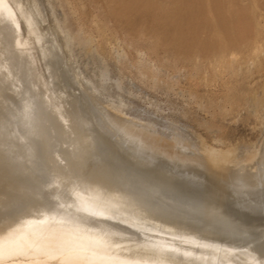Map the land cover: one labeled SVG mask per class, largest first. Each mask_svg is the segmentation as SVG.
<instances>
[{
    "label": "water",
    "instance_id": "1",
    "mask_svg": "<svg viewBox=\"0 0 264 264\" xmlns=\"http://www.w3.org/2000/svg\"><path fill=\"white\" fill-rule=\"evenodd\" d=\"M0 264H264V140L232 165L157 135L35 0H0Z\"/></svg>",
    "mask_w": 264,
    "mask_h": 264
},
{
    "label": "rangeland",
    "instance_id": "2",
    "mask_svg": "<svg viewBox=\"0 0 264 264\" xmlns=\"http://www.w3.org/2000/svg\"><path fill=\"white\" fill-rule=\"evenodd\" d=\"M49 1L52 2V6L56 10L60 9V12H63L58 0ZM119 1L120 0L69 1L72 10L73 8L75 9V11L73 10L75 16L74 20L79 26L81 25L87 31L91 32L93 38L87 40L82 46L76 47V53L79 56V68L82 74L85 77L90 75L87 79L95 81L98 85L102 83L100 84L101 86H98V89L105 95L117 96L121 99L125 98V100L130 103V107L132 106L131 112L137 111L146 117V122L153 118V120L157 122L160 132H162V134L164 133L166 136L173 133V130H167V127H172L174 124L177 125L176 127H179L176 129L177 131L181 130L180 132L188 134L190 138L192 136L193 140H196L202 147L204 146L203 149L205 148L208 151H217L222 154L232 153L234 155L238 153L241 155L246 149L251 148L252 145H262V140H264L262 126V121L264 119H261L264 114V57L262 56L260 58L259 56L262 54L264 55V36L262 37V35H264V0H250L251 3L247 0L243 2L241 0H228L229 3L226 1L223 6L230 4L229 7H227L234 11L228 10L227 7H219L217 10L219 16L216 15L218 17V23L214 21L212 25L217 23V26L221 28L224 27L226 30L230 29L227 33L225 29L222 30L219 27L216 29V25L215 27L211 25L207 27V25H205L204 16L198 15L196 8H192L191 0H188L189 2L187 0H178L179 5H177L178 2L177 4L174 3V0H171V2L169 0H159L161 4H169L166 5L167 7L161 8L158 12L156 10L153 11L154 14H158H156L157 17L153 14L152 20L160 18V22L158 21L159 19H157L160 27L154 20L148 21L146 19L148 16H150L151 19V10L149 12L147 10L123 12L119 9ZM107 3L109 6L106 5ZM258 6L263 11L258 9ZM176 7L177 9L181 7L179 12H177ZM186 7L188 9L191 8L192 11L190 10V14L193 12L191 16H189V10ZM184 9L187 14L184 13ZM165 11H167V13ZM232 13H234V17L231 16ZM159 14L163 15L160 16ZM246 14L251 21L258 18V20L252 21L254 25L250 24L251 21H249L250 19ZM61 15H64V13ZM238 15L239 19L241 17L240 15H242L243 17H241V19L244 18V21L245 18H248L247 20L249 22L245 20L243 22L244 25H239L242 21L240 23L239 21L237 22ZM142 16L143 18H140ZM172 16L178 17L180 25L177 24L173 26L166 22L167 18ZM210 16L215 17V14L210 13ZM125 21L131 24L125 25ZM150 21L151 24L153 22V27L149 23ZM261 21L262 23H260ZM165 22L167 26H165ZM247 22L250 25L246 26L245 24ZM138 23H140L139 26L137 25ZM156 24L157 28H155ZM162 25H164V28L168 27V31L171 29L169 32L165 30L168 33L173 30L172 33H175V30L177 33L179 30L178 35L176 33L175 35L177 36L174 34L172 36L171 33L170 35H168V33L165 34L168 35H164V37H166V43L162 34L165 31L161 32L164 29L160 30V28H163L161 27ZM238 26H241L240 33L244 34V38L239 39L244 41V39H247V36H251L250 38L248 37L251 42L253 41L252 43L249 42L251 45L249 44L247 46V43L245 45L242 41L239 45L242 46L243 49H240V46L237 45L239 42L237 41L235 46L237 45L238 47H232L233 51L229 46L227 48L220 46V49L216 47L215 44H217V42L219 44H221V42L225 43L224 39H226V41L229 40L232 34L234 35V33L239 31L237 30L239 29ZM133 27H135L136 30ZM209 27L213 29L212 32L207 30ZM156 30H160L161 33L158 35ZM252 31H254V34H252ZM218 32L220 34L219 36ZM249 32H251V34ZM174 36L179 37L174 40V38L172 39ZM204 36H209L208 38H210L211 41L206 38L208 40L205 42L206 39ZM168 37H170V41ZM259 37H262V39ZM196 39L198 40L197 45L204 51H201L202 49L196 50V47H199L197 45L194 48L195 50L192 49V46L196 44ZM259 39L262 41L259 42ZM208 41H210L209 44ZM164 42L166 44H164ZM181 42L188 46L186 45L187 47L185 46L186 48H184ZM162 44H164V47ZM191 44L193 45L191 46ZM91 47L93 50H91ZM248 47L250 49H247ZM187 48H191L192 50H186ZM237 49L240 50L237 51ZM209 50L214 57L212 55H210L211 58L209 57L208 54L210 53L206 52ZM255 50H257L256 53H253ZM215 52H218V54ZM224 55H226V57H224ZM102 69H107L106 71L109 74L108 79L104 82L99 79ZM96 70L99 72L97 71L96 73ZM84 72L88 73L86 74L87 76ZM95 82L93 83L95 84ZM117 83H119L121 88L116 87ZM95 86L97 87V85ZM129 116L132 117V115ZM145 120L143 122H145Z\"/></svg>",
    "mask_w": 264,
    "mask_h": 264
},
{
    "label": "bare ground",
    "instance_id": "3",
    "mask_svg": "<svg viewBox=\"0 0 264 264\" xmlns=\"http://www.w3.org/2000/svg\"><path fill=\"white\" fill-rule=\"evenodd\" d=\"M36 2H37V4L39 5V7L42 9V11L44 12V14L47 16V18L49 19V21L52 23V25L54 26V28L57 30V32L60 34V36L62 37V39L65 41V43H66V45H67V48H68V51H69V54H70V57H71V61H72V64H73V67L75 68V70H76V72L78 73V75L80 76V78L82 79V81L84 82V84L86 85V87L88 88V90L93 94V95H95L97 98H99L101 101H103L105 104H107L109 107H111L113 110H116V111H118V112H120V113H123V114H125V115H132V118H135V119H137V120H139V121H144L145 120V118L146 117H144L143 115H141L140 113H138L137 111H133V112H131V110H132V106L130 107V103L129 102H127L126 100H125V98L124 99H121V98H119V97H117V96H107V95H105L100 89H98V86L100 85V84H102V83H100L99 85H98V83L96 84V82L95 81H90L89 79H87L90 75H88V77H85L83 74H82V72H81V70H80V68H79V56L77 55V53H76V47H78V46H82L83 44H85V42H87V40H89V39H91L92 38V33L91 32H89V31H87L84 27H82L81 25L79 26L77 23H76V21L74 20V11H75V9L73 8V10H72V8H71V6H70V4H69V1H67V0H58V3H59V5H60V8H62L63 9V12L61 11L60 12V9L59 10H56L52 5V2H50L49 0H35ZM52 1V0H51ZM54 1V0H53ZM105 1V0H104ZM106 1H108V0H106ZM170 2H171V0H169ZM186 1V0H185ZM188 1V0H187ZM226 1H228V0H191V3H192V8H196V11H197V14L198 15H203L204 16V21H205V25H207V27L208 26H214L215 27V25H216V29L219 27V28H221L220 26H217L218 24V17L216 16V15H218L217 14V10H218V8L219 7H229V5L230 4H227V6H223L225 3H226ZM242 2L243 1H245V0H241ZM247 1H250V0H247ZM255 1V0H254ZM112 2H114V1H112ZM159 2H161V1H159V0H120L119 1V9L120 10H122L123 12H132V11H142V10H147L148 12L151 10V14H152V17H151V19H150V16H148V18H146L148 21L149 20H151V21H155L157 24H158V21L160 22V18H157V19H159L158 21H157V19L155 20V19H153L152 20V18H153V14H154V12L153 11H159L161 8H165V7H167L166 5H169V4H165V3H163V4H161V3H159ZM177 2H178V0H174V3H176L177 4ZM184 2V1H183ZM189 2V1H188ZM56 3V2H55ZM173 3V4H174ZM181 3H182V1H181ZM181 3H180V5H181ZM217 3H218V6H217ZM228 3H229V1H228ZM250 3H251V1H250ZM249 3V4H250ZM185 4V3H184ZM187 4V3H186ZM260 4H261V2H260ZM58 5V6H59ZM73 5V4H72ZM106 5H108L109 6V4L107 3ZM177 5H179V2H178V4ZM176 5V6H177ZM251 5V4H250ZM259 5V4H258ZM78 6V5H77ZM252 6V5H251ZM260 6V5H259ZM258 6V7H259ZM261 6H262V4H261ZM260 6V7H261ZM172 7H175V6H172ZM221 7V8H222ZM227 7V8H228ZM231 7V6H230ZM258 8V9H260V10H262L261 8ZM178 8H179V6H178ZM183 8V7H182ZM187 8V7H186ZM253 8V7H252ZM61 9V10H62ZM173 9V8H172ZM176 9H177V7H176ZM180 9H181V7H180ZM180 9H177V12H179V10ZM188 9V8H187ZM225 9V8H224ZM230 8H228V10H229ZM257 9V8H256ZM80 10V9H79ZM111 10H112V8H111ZM164 10H167V9H164ZM163 10V11H164ZM175 10V9H174ZM189 10V16H191V14L193 13H191L190 14V12L192 11L191 10V8L190 9H188ZM191 10V11H190ZM173 11V10H172ZM172 11H168V12H172ZM184 11V13H185V9L183 10ZM182 11V12H183ZM222 11H225V10H222ZM230 11H234L233 9H230ZM242 11V10H241ZM263 11V10H262ZM166 13H167V11H165ZM175 12V11H174ZM255 12H256V10H255ZM62 13H64V15H61ZM113 13V12H112ZM138 13V12H137ZM145 13V12H144ZM210 13H214L215 14V17H212V16H210ZM223 13V12H222ZM235 13V12H234ZM234 13H232L231 14V16H233V14ZM76 14V13H75ZM118 14V13H117ZM132 14V13H131ZM156 14H158V13H155L154 15L156 16ZM170 14V13H169ZM175 14H176V12H175ZM185 14H187V12L185 13ZM244 14V13H243ZM242 14V15H243ZM258 14H259V12H258ZM257 14V15H258ZM263 14V13H262ZM77 15V14H76ZM126 15V14H125ZM128 15V14H127ZM144 15V14H143ZM160 16L161 15H163V14H159ZM212 15V14H211ZM228 15V14H227ZM236 15H237V13H236ZM242 15H240L241 17H243ZM247 15V14H246ZM261 15V14H260ZM260 15H259V17H260ZM264 15V14H263ZM73 16V17H72ZM113 16H114V14H113ZM119 16V15H118ZM155 16H154V18H155ZM184 16V15H183ZM187 16V15H186ZM219 16V15H218ZM235 16V15H234ZM233 16V17H234ZM250 16V15H249ZM72 17V18H71ZM157 17V16H156ZM223 17V16H222ZM233 17H231V18H233ZM241 17H240V19H239V15H238V19H237V22L239 21V25H244V21L245 20H247L249 17H248V15H247V19L245 18V20L243 21V19H241ZM251 17V16H250ZM256 17V16H255ZM261 17H262V15H261ZM137 18H138V16H137ZM137 18H136V21H137ZM140 18H143V16L142 17H140ZM144 18V19H145ZM188 18V17H187ZM191 18V17H190ZM123 19V18H122ZM224 19V18H223ZM228 19H229V17H228ZM250 19V18H249ZM258 20V18H255V19H253L252 21L254 22L255 20ZM261 19V18H260ZM117 20H118V17H117ZM124 20H125V18H124ZM127 20V19H126ZM140 20V19H139ZM234 20V19H233ZM262 20V19H261ZM119 21V20H118ZM123 21V20H122ZM142 21V20H141ZM151 21L149 22L150 24H151ZM184 21V20H183ZM182 21V22H183ZM186 21V20H185ZM189 21V20H188ZM214 21H217V23L215 24V25H212V23L214 22ZM226 21V20H225ZM229 21H231V20H229ZM248 21V20H247ZM249 21H251V19L249 20ZM248 21V22H249ZM252 21H251V25H254L253 23H252ZM126 22V21H125ZM124 22V23H125ZM138 22H140V21H138ZM162 22V21H161ZM166 22L168 23V24H170V25H173V26H175V25H180L179 24V19H178V17H175V16H172V17H168L167 18V20H166ZM165 22V26H167V23ZM221 22V21H220ZM227 22V21H226ZM234 22V21H233ZM248 22L245 24L246 26L247 25H250V24H248ZM79 23V22H78ZM120 23H121V20H120ZM133 23V22H132ZM135 23H137V22H135ZM243 23V24H242ZM258 23V22H257ZM260 23H262V21L260 22ZM83 24V23H82ZM126 24H131V23H125V25ZM134 24V23H133ZM139 24L140 23H138L137 25L139 26ZM148 24V23H147ZM157 24L155 25L156 27L155 28H157ZM222 25H224L223 23H221ZM228 24V23H227ZM227 24H225L226 26H228ZM233 24V23H232ZM231 24V25H232ZM259 24V23H258ZM124 25V24H123ZM136 25V24H135ZM152 27L154 26V24H153V22H152ZM159 25V24H158ZM164 25H162L161 27H163ZM185 25V24H184ZM256 25V24H255ZM134 26V25H133ZM148 26L150 27V25L148 24ZM147 26V27H148ZM172 26V27H173ZM246 26H245V28H246ZM85 27H87V26H85ZM148 27V28H149ZM152 27H150L151 29H152ZM159 27H160V25H159ZM158 27V28H159ZM171 27V26H170ZM178 27V26H177ZM176 27V28H177ZM185 27V26H184ZM199 27V26H198ZM206 27V28H207ZM239 27V26H238ZM241 27V26H240ZM239 27V29H237V30H239V31H235L236 33H234V35L232 34H230L231 36H230V38H229V40H227L226 41V39H224L225 40V43L223 42H221V44H219L218 42H217V44H215V42H214V44L216 45V47H218L219 49H220V46L221 47H225V48H227L228 46L229 47H231V49H232V47H234L235 46V44L237 43V41L239 42L237 45L238 46H240L239 44L240 43H242V41L243 40H241V39H239V38H244V34H242V33H240V28ZM255 27V26H254ZM257 27H258V25H257ZM261 27V26H260ZM263 27H264V24H263ZM99 28V27H98ZM134 29H135V27H133ZM168 27H163V28H160V30H162V29H164V30H162L161 32H164L165 30L166 31H168V29H167ZM179 28V27H178ZM178 28H177V30H178ZM211 27H209L207 30H210L211 32H212V30L213 29H210ZM243 28V27H242ZM154 29V28H153ZM172 29H175V28H172ZM199 29H200V27H199ZM215 29V30H216ZM222 30L223 29H225L224 27L223 28H221ZM220 29V30H221ZM260 29V28H259ZM92 30V29H91ZM136 30V29H135ZM160 30L158 31V30H156L157 32H158V35H159V33H161L160 32ZM171 30V29H170ZM169 30V31H170ZM214 30V31H215ZM220 30H218V31H220ZM226 30V29H225ZM230 30V29H229ZM229 30H226V33L229 31ZM232 30V29H231ZM156 31H155V33H156ZM164 32V33H162L163 34V38H164V41L166 42V37H164V35L165 34H167L168 32ZM174 31V30H173ZM173 31H171L170 33L172 34V36H173V34L175 35V33H176V30H175V33H172ZM246 31H247V29H246ZM178 32H179V30H178ZM178 32L176 33L177 35H178ZM209 32V31H208ZM232 32H233V30H232ZM254 31H252V34H254L253 33ZM94 33V32H93ZM103 33V32H102ZM153 33H154V31H153ZM170 33H168V35H170ZM200 33V32H199ZM250 34H251V32H249ZM257 33V32H256ZM98 34V33H97ZM161 34V35H162ZM181 34V33H180ZM217 34V33H216ZM248 34V33H247ZM247 34H246V36H247ZM249 34V35H250ZM154 35V34H153ZM156 35V34H155ZM168 35H165V36H168ZM177 35H175V36H177ZM208 35V34H207ZM220 34H219V32H218V36H219ZM172 37V39L174 38V40L175 39H177L178 37ZM203 36V35H202ZM213 36V35H212ZM245 36V37H246ZM264 35H262V37H263ZM145 37V36H144ZM159 37H161V36H159ZM171 37V36H170ZM170 37H168V40H169V38ZM209 36H204V38L206 39V38H208ZM221 37H223V36H221ZM249 36H247V39H244V41H243V43H245V45H246V43H247V46L250 44L249 42H251L250 41V37L248 38ZM262 37L260 38V39H262ZM99 38V37H98ZM154 38V37H153ZM181 38V37H180ZM203 38V37H202ZM212 38H214V37H212ZM225 38V37H224ZM93 39V38H92ZM103 39V38H102ZM204 39V40H205ZM209 40H210V38H208ZM208 39H206V41L205 42H207V40ZM238 39V40H237ZM249 39V40H248ZM252 39H253V37H252ZM259 39V42L260 41H262V40H260ZM263 39H264V37H263ZM154 40V39H153ZM162 40V39H161ZM171 40V39H170ZM169 40V41H170ZM181 40V39H180ZM197 40V39H196ZM241 42H240V41ZM159 41V40H158ZM182 41V40H181ZM211 41V40H210ZM210 41H208V44H209V42ZM215 41V40H214ZM219 41V40H218ZM164 42V44H166ZM192 42V41H191ZM197 42H198V40L196 41V44L194 45V46H192L193 44H194V40H193V44H191V46H192V49L193 50H195L194 48H195V46L197 45ZM202 42V41H201ZM253 42V41H252ZM251 42V43H252ZM90 43V42H89ZM169 43V42H168ZM182 43V42H181ZM164 44H162V46L164 45ZM172 44V43H171ZM183 44V43H182ZM214 44H213V46H214ZM261 44V43H260ZM264 44V43H263ZM87 45V44H86ZM101 45V44H100ZM184 45V44H183ZM182 45V46H183ZM187 45V44H186ZM186 45H184V48H186L187 46ZM235 46V48L236 47H238V46ZM241 45H244V44H241ZM251 45V44H250ZM253 45V44H252ZM91 46V45H90ZM181 46V47H182ZM186 46V47H185ZM190 46V45H189ZM197 46H199V45H197ZM208 46H210V45H208ZM213 46H210V47H213ZM253 46H256L255 44L253 45ZM258 46V45H257ZM164 47V46H163ZM166 47V46H165ZM177 47V46H176ZM209 47V48H210ZM263 47V46H262ZM207 48V47H206ZM234 48V49H235ZM242 48V46H240V49ZM254 48H257V47H254ZM103 49V48H102ZM182 49V48H181ZM189 49H191V48H189ZM188 48L186 49V50H189ZM191 49V50H192ZM197 49H200V46L199 47H196V50ZM202 49V48H201ZM200 49V50H201ZM231 49H230V51H231ZM239 49V50H240ZM243 49V48H242ZM247 49H250L249 47L247 48ZM262 49V48H261ZM78 50V49H77ZM91 50H93L92 49V47H91ZM95 50V49H94ZM210 50H211V48H210ZM210 50L209 51H206L207 53L209 52L210 54H208L209 55V57H210V55H212L213 57H214V55L210 52ZM212 50H213V48H212ZM214 50H215V47H214ZM238 49H237V51H239ZM245 50H246V46H245ZM251 50H252V47H251ZM104 51V50H103ZM169 51V50H168ZM199 51V50H198ZM201 51H204L203 49L201 50ZM223 51V50H222ZM221 51V52H222ZM232 51H233V49H232ZM231 51V52H232ZM236 51V52H237ZM242 51V50H241ZM240 51V52H241ZM250 51V50H249ZM256 51L257 50H255V51H253V53L255 52L256 53ZM99 52H102V51H99ZM213 52V51H212ZM227 52H228V50H227ZM263 52V51H262ZM214 53V52H213ZM215 53H217L218 54V52H215ZM224 53V52H223ZM229 53V52H228ZM233 53V52H232ZM250 53H251V51H250ZM261 53V52H260ZM260 53H259V55H260ZM85 54V53H84ZM201 54V53H200ZM199 54V55H200ZM221 54V53H220ZM226 54V53H225ZM236 54V53H235ZM252 54V53H251ZM87 55H89V54H87ZM227 55V54H226ZM226 55H224V57H226ZM234 55V54H233ZM246 55V54H245ZM253 55V54H252ZM258 55V56H259ZM90 56V55H89ZM203 56H204V54H203ZM220 56V55H219ZM228 56V55H227ZM264 57V55L262 54L261 56H259L260 58L261 57ZM205 57V56H204ZM212 57V58H213ZM217 57V56H216ZM223 57V58H224ZM258 57V58H259ZM206 58V57H205ZM211 58V57H210ZM209 58V59H210ZM222 58V59H223ZM235 58V57H234ZM257 58V59H258ZM202 59V58H201ZM224 61H225V59H224ZM223 61V62H224ZM230 61V60H229ZM236 61V60H235ZM225 63V62H224ZM234 64V63H233ZM83 65V64H82ZM103 65V64H102ZM107 68V67H106ZM238 69V68H237ZM98 70L100 71V69L98 68ZM98 70H96V73H97V71ZM107 70V69H106ZM106 70H103L102 69V71L100 72V81H102V82H104V81H106L107 79H108V76H109V74H108V72L106 71ZM98 71V72H99ZM85 73V72H84ZM86 74H88V73H85V75ZM96 75V74H95ZM99 75V74H98ZM87 76V75H86ZM93 77V76H92ZM91 77V78H92ZM90 78V79H91ZM93 80V79H92ZM99 81V80H98ZM93 82H95V84L93 83ZM95 85H97V87L95 86ZM101 86V85H100ZM116 87L117 88H121L120 87V85H119V83H117V85H116ZM100 88V87H99ZM102 88V87H101ZM264 91V90H263ZM255 102V101H254ZM262 104V103H261ZM263 105V104H262ZM263 111V110H262ZM143 113V112H142ZM152 115V114H151ZM154 115V114H153ZM148 116V115H147ZM158 117V116H157ZM156 118V117H155ZM161 119V118H160ZM159 119V120H160ZM262 120L264 119V114H263V118H261ZM148 120V119H147ZM150 120V119H149ZM157 120V119H156ZM261 120V121H262ZM162 121V120H161ZM263 122V124H262V126H263V132H264V120L262 121ZM144 123H146V124H149V125H151V126H154V127H156L157 128V135H159V136H161V137H163V138H165V139H167V140H169L173 135L174 136H176V137H178V138H180V139H182V140H184V141H186V142H188L189 144H191L192 146H194L196 149H198L200 152H202L203 154H206V155H208V156H211V157H213V158H216V159H218V160H221V161H224V162H227V163H230V164H232V165H235V164H238V163H240V161H243V160H246V159H249V158H251V157H253V156H255V155H257V153H259L260 152V150H261V147H262V145H252V143H251V148H248V149H246L245 150V152L244 153H242L241 155L240 154H238L237 153V155H234V154H232V153H219V152H214V151H208L207 149H203V147L196 141V140H193L192 138V136H191V138L188 136V134H184V133H182V132H180L179 130L177 131L176 129H178L179 127H176L177 125H172V127L170 126V127H167V130H173V133H171V135H164V133L162 134V132H160V130H159V128H158V124H157V122H155L154 120H153V118H152V120H150V121H148V122H146V120H145V122ZM159 123H161V122H159ZM169 124V123H168ZM172 124V123H171ZM166 125V124H165ZM170 125V124H169ZM166 126H168V125H166ZM176 130V131H175ZM184 132V131H183ZM187 133V132H186ZM263 141V140H262ZM201 143V142H200ZM263 143V142H262ZM241 153V152H240Z\"/></svg>",
    "mask_w": 264,
    "mask_h": 264
}]
</instances>
